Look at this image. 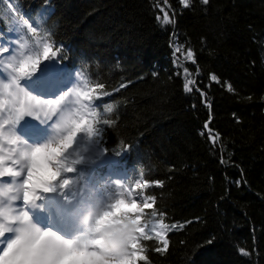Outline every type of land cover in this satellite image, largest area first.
I'll use <instances>...</instances> for the list:
<instances>
[{
	"label": "trees",
	"instance_id": "1",
	"mask_svg": "<svg viewBox=\"0 0 264 264\" xmlns=\"http://www.w3.org/2000/svg\"><path fill=\"white\" fill-rule=\"evenodd\" d=\"M10 2L38 20L42 35L50 33L64 66L108 91L128 85L104 97L119 105L108 117L115 123L101 125L104 146H132L119 158L122 181L133 182L143 167L164 182L148 191L166 222L194 221L170 233L167 256L149 252L151 264H264V0H210L207 6L196 0L177 17L175 35L157 25L153 0ZM170 3L181 11L178 0ZM9 16L0 0L2 33ZM177 43L194 50L197 64L180 63L205 89L211 108L195 91L184 92L183 71L174 62ZM211 74L235 93L212 83ZM209 119L220 133L219 147L200 134ZM81 166L94 189L112 193L98 182L106 167ZM240 248L251 255L242 256Z\"/></svg>",
	"mask_w": 264,
	"mask_h": 264
},
{
	"label": "snow or ice",
	"instance_id": "2",
	"mask_svg": "<svg viewBox=\"0 0 264 264\" xmlns=\"http://www.w3.org/2000/svg\"><path fill=\"white\" fill-rule=\"evenodd\" d=\"M4 2L11 13H18L10 0ZM195 2L178 0V12L170 0H153L157 25L164 31L171 27L175 35L177 17ZM199 3L207 6L210 0ZM9 32L13 35L0 32V264H151L149 252L167 256L170 233L194 221L166 222V211L157 207V196L148 191L162 188L164 182L152 180L143 167L131 183L114 181L115 191L107 201L72 206L76 192L68 194L82 178L78 166H95L93 172L106 167L109 174L125 170L119 158L132 146L122 151L104 146L101 125L112 126L115 118L108 117L119 107L104 97L128 85L121 83L108 91L104 83L85 78L79 70L67 71L62 49L51 41L50 33L41 35L38 20L31 16L20 15ZM26 36L34 41L33 47L28 46ZM172 47L176 67L185 78L184 92L195 91L211 108L205 89L180 63L182 58L197 64L194 50L178 43ZM195 75L199 77V67ZM210 81L230 93L236 91L215 74ZM54 89H59L57 95H44ZM69 99L71 106L66 103ZM26 117L45 126L47 136L35 142L18 133ZM210 125L211 119L200 134L219 147L220 133ZM220 162L225 163L223 155ZM77 173V179L69 178ZM45 219L47 224L42 226ZM239 252L251 255L244 248Z\"/></svg>",
	"mask_w": 264,
	"mask_h": 264
},
{
	"label": "rangeland",
	"instance_id": "3",
	"mask_svg": "<svg viewBox=\"0 0 264 264\" xmlns=\"http://www.w3.org/2000/svg\"><path fill=\"white\" fill-rule=\"evenodd\" d=\"M12 26H13V21L11 23V27ZM12 35H13V33H11L9 36H12ZM25 38L27 39V42L30 44V47H33L34 41H32L31 39H29L27 36ZM36 93H38V92H36ZM46 95H48V94H46ZM66 103H68L69 106H71L72 100L69 99V100L66 101ZM25 120H26V125L28 126V128H29V123L30 122L36 121V120H34L32 118H28V117H26ZM41 126L42 125L37 121V127H35V128H38V127H41ZM42 133H43V135H45L44 136V138H45L47 136V129H46L45 126H42ZM81 147H83V145H81ZM78 177H79V173H77V174H70V176H69V178H72V179H77ZM79 180H80V178H79ZM83 189H85L86 194L84 193ZM72 191H75L76 192V196L73 198L74 199V203H73L72 206H76L80 202H84V204H87V203H90V202H92L94 200H104V201H107V200L103 199L102 197H96V196H94L92 194V192H90V190H86L85 184L82 185L81 183L80 184L78 183L77 185H75L74 188L71 191L68 192L69 196L72 195ZM57 199H58V197H57ZM41 223H42V225L46 226L45 225V224H47L46 219L45 220H42Z\"/></svg>",
	"mask_w": 264,
	"mask_h": 264
}]
</instances>
